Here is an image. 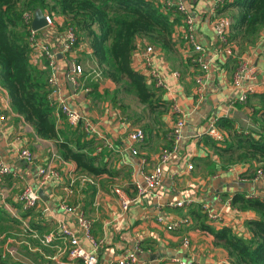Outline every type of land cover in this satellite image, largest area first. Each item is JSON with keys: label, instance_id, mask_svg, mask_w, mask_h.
I'll list each match as a JSON object with an SVG mask.
<instances>
[{"label": "crops", "instance_id": "crops-1", "mask_svg": "<svg viewBox=\"0 0 264 264\" xmlns=\"http://www.w3.org/2000/svg\"><path fill=\"white\" fill-rule=\"evenodd\" d=\"M153 1L162 6L165 0ZM173 1L182 3L195 18L197 39L204 48L203 59L209 64V70L199 96L195 78L200 70L192 61L195 53L182 42L183 30L177 26L172 49L162 52L157 48L158 55L153 59V66L165 84L157 96L167 107L164 112L150 113L136 102L133 112H128L133 109L130 105L125 112L118 110L103 98L105 91L115 89L114 84L105 79L88 77L83 84L89 86L91 92L87 94L81 90L72 96L65 73L73 62L82 66L86 74L97 69L90 51L84 45L75 47L72 53L62 51L65 32L62 18L53 21V26L38 31V36L57 54L59 95L67 98L69 105L96 127L98 135L94 139L93 155L98 165L106 170L102 174L92 175L78 169L73 162L63 161L54 141L38 138L33 128L13 112L9 97L0 85L5 117L0 121V158L21 178L0 177V212L14 221L0 227V256L8 258L10 264H75L67 258L63 239H56L49 246L40 242L43 236L60 231L62 225L77 232L74 216L61 210V204L77 206L90 219L92 236L101 242L98 264H116L129 253L135 255L136 264H177V261L229 264L226 252L215 245L214 237L199 229L202 221L195 214L201 207L207 208L217 216L210 219L212 228H229L237 236H246L245 222L257 219L254 212L232 207L230 200L237 192L264 199L263 179L248 178L247 174L253 170L248 165L221 168L205 132L214 121L229 135L218 125L222 120L229 122L232 131L238 134L259 131V126L252 121V110L247 104L235 102L238 92L232 87V75L240 56L249 58L253 66L264 71V29L252 46L240 52L235 45V53L229 57L216 40L213 26L216 18L227 15L218 11L212 13L211 0ZM147 44L136 41L131 58L135 71L141 63L138 49ZM38 62L33 61L34 64ZM173 72H177L179 78L173 77ZM94 87L99 98L91 96ZM256 93H264V86H259ZM173 102L186 115L183 138L162 168L161 186L155 193L138 195L137 187L143 186V176L159 165L161 150L172 145L168 135L174 116L168 104ZM124 113L133 117L128 119V124L123 120ZM57 123L58 129L73 132L63 117L58 118ZM136 128L142 129L145 135L140 144L127 139L128 132ZM105 142H109L111 148L105 147ZM24 147L35 156L33 164L18 157V150ZM132 150L137 154L133 155ZM49 164L61 172L62 179H51L40 187L38 169ZM189 165L192 170L187 169ZM80 175L86 177L85 181L78 178ZM25 185L39 195L36 207L27 213L19 200ZM115 188L122 189L133 199L127 211L121 210ZM175 222L179 227L169 230L168 226ZM78 239L83 248L91 249L84 235L78 233ZM184 239L189 242L187 247L182 245Z\"/></svg>", "mask_w": 264, "mask_h": 264}, {"label": "trees", "instance_id": "trees-1", "mask_svg": "<svg viewBox=\"0 0 264 264\" xmlns=\"http://www.w3.org/2000/svg\"><path fill=\"white\" fill-rule=\"evenodd\" d=\"M36 9L53 21L62 18L63 31L68 28L74 31L76 47L86 46L101 78L115 86L112 92L105 91L103 98L122 112L127 105L120 104L121 94L131 95L150 113L166 111V105L157 98L161 91L133 70L131 58L137 40L162 52L170 51L175 28L182 27V16L172 9L163 10L153 0H0V85L13 112L33 128L38 138L54 141L63 161L73 162L89 174H102L106 170L93 155L95 141L87 139L80 127L73 132L58 129L61 116L55 114L48 99L46 62L33 63L29 30L23 21L24 13ZM218 12L231 20L228 42L235 43L240 52L252 46L264 29V0H227ZM95 89L91 96L99 98ZM245 104L252 110L258 132L238 134L232 131L229 122L222 120L218 125L228 132L226 141L218 145L209 139L221 168L248 165L253 170L248 169L247 177L253 178L256 170L264 172V93L249 95ZM170 107L168 104L169 111ZM124 114L127 122L133 118ZM69 136L76 139L71 141ZM230 203L239 211L256 214L257 219L245 222L246 236H237L225 227L212 228L202 207L195 212V217L202 221L199 229L214 237L215 245L226 252L229 264H264V199L237 192ZM7 222L14 223L0 212V227ZM0 264H10L9 259L0 256Z\"/></svg>", "mask_w": 264, "mask_h": 264}, {"label": "built area", "instance_id": "built-area-1", "mask_svg": "<svg viewBox=\"0 0 264 264\" xmlns=\"http://www.w3.org/2000/svg\"><path fill=\"white\" fill-rule=\"evenodd\" d=\"M227 0H211L210 11L216 13L220 10ZM163 10L172 9L178 12L182 16V42L195 53V57L192 61L200 73L195 78L197 85L196 93L201 96L203 79L207 75L209 70V64L203 59L204 48L200 45L195 28V18L188 13L184 5L180 2L173 0H165L162 4ZM45 15L47 27L53 26V20L49 15ZM33 20V13H24L23 21L28 26L29 30V44L33 49L32 61L39 60L46 62V81L48 87V99L54 108L55 114L60 115L64 118L67 126L74 130L81 128L87 139L94 140L98 133L96 127L92 122L83 118V116L75 109H73L67 98H62L59 95V85L57 81V54L50 48V46L38 36V32L32 30L31 23ZM231 20L228 17H218L214 21V29L216 40L220 46L224 49V53L227 56H232L235 53V43L228 42V34L230 31ZM76 47V36L71 28H68L64 32V39L62 44V51L64 53H72ZM159 50L150 44H147L138 49V55L141 63L138 67V72L145 76L148 84L152 85L156 90H163L165 84L159 71L153 66V59L158 55ZM173 77L179 78L177 72L172 73ZM88 77L93 79H102L98 69L91 70L88 74L85 73L82 66L73 62L67 72L65 73V82L71 89L72 96L78 94L81 90L85 93H90L91 88L84 86L83 81ZM259 86H264V71H260L256 66H253L249 58L240 56L237 57L235 70L232 75V87L238 92V96L235 102L239 104H245L249 95L256 93ZM3 89V88H2ZM170 111L173 112L174 122L171 129L169 130V140L172 145L168 148H163L159 154V165L154 168L153 171L143 176V186L137 187L138 195L146 193H155V191L161 186L162 168L166 165L172 154L177 150L179 142L182 140L183 129L185 126L186 115L180 110L176 102L170 103ZM4 107L0 102V121H4L3 116ZM127 124L128 122L123 119ZM205 134L216 144L222 145L228 135L220 129L216 122L212 121L209 123ZM145 135L142 129L136 128L130 130L127 134V139L133 144H140L144 141ZM105 147L111 148L109 142H105ZM97 151H100L98 148ZM133 155H136V150H132ZM18 157L27 164H33L35 162V156L28 148H20L18 150ZM232 168V167H229ZM188 170H192V166L187 167ZM61 172L55 168L52 164L41 167L38 169V186H44L49 180H61ZM0 177H12L15 179H21L19 173L12 170L1 158H0ZM256 178L263 179L264 172L261 169L256 170ZM78 178L85 181L86 177L80 175ZM114 193L118 198L119 205L122 211H127L129 206L132 204L133 199L125 195L122 189L115 188ZM248 197V196H247ZM252 197V196H250ZM19 200L24 210L33 209L39 200V195L36 190L31 186L25 185L22 187ZM61 210L72 214L74 216L76 225L78 227L77 232L70 230L68 227L62 225L60 231L51 232L46 236H43L40 240L43 246H48L53 243L56 239H63L66 242L65 251L67 258L70 262L75 264H98L97 252L100 248L101 242L95 239L91 233V221L86 217L85 213L81 211L77 206H69L67 204L60 205ZM209 219H216V215H212L207 208H204ZM177 222L168 226L169 230L178 228ZM78 233L84 235V237L91 244V249L83 248L78 239ZM189 244L187 239H184L182 245L187 247ZM116 264H136V258L133 253H129L121 258ZM177 264H193L192 262L177 261Z\"/></svg>", "mask_w": 264, "mask_h": 264}, {"label": "water", "instance_id": "water-1", "mask_svg": "<svg viewBox=\"0 0 264 264\" xmlns=\"http://www.w3.org/2000/svg\"><path fill=\"white\" fill-rule=\"evenodd\" d=\"M31 27L32 30L35 32H38L47 27L45 15L40 9H36L33 12V20L31 23ZM40 196H42V193H40Z\"/></svg>", "mask_w": 264, "mask_h": 264}, {"label": "rangeland", "instance_id": "rangeland-1", "mask_svg": "<svg viewBox=\"0 0 264 264\" xmlns=\"http://www.w3.org/2000/svg\"><path fill=\"white\" fill-rule=\"evenodd\" d=\"M121 97L123 101L120 104H122V106L130 105L131 108H133L132 110H129L128 112H133L137 108L136 103H134L135 98H133L131 95L121 94Z\"/></svg>", "mask_w": 264, "mask_h": 264}]
</instances>
